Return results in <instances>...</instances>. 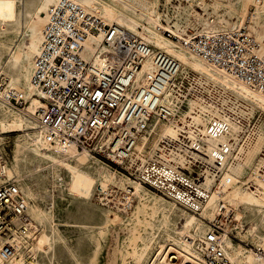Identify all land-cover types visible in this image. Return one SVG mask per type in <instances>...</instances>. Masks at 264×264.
I'll list each match as a JSON object with an SVG mask.
<instances>
[{"label": "built area", "instance_id": "1", "mask_svg": "<svg viewBox=\"0 0 264 264\" xmlns=\"http://www.w3.org/2000/svg\"><path fill=\"white\" fill-rule=\"evenodd\" d=\"M256 10L251 8L232 30L164 32L264 92V54L253 25ZM96 37L100 41L92 42L87 57L88 44ZM147 62L154 68L145 71ZM1 79L6 100L25 108L24 93ZM32 85L43 101L35 116L47 142L99 153L195 214L211 196L208 180L222 188L232 182L231 177L225 181L228 165L256 140L263 119L230 90L74 0H56L48 7ZM163 124H173L174 132L161 135ZM234 125L238 129L232 136ZM8 167L0 145V178L7 176ZM255 174L259 183L247 178V190L264 187V144ZM112 197L101 198L118 204ZM28 203L14 178L0 182V260L19 257L26 240L36 234ZM226 208L219 206L206 233L183 236L193 256L186 264H232L222 232Z\"/></svg>", "mask_w": 264, "mask_h": 264}, {"label": "bare ground", "instance_id": "2", "mask_svg": "<svg viewBox=\"0 0 264 264\" xmlns=\"http://www.w3.org/2000/svg\"><path fill=\"white\" fill-rule=\"evenodd\" d=\"M20 1L21 4L19 5L18 0H0V71L6 73L9 89L14 88L16 90H19L24 93L27 100L30 99L31 102L28 107V110H30V112H34L35 115L37 108L42 105L43 101L41 100L37 90L32 85L34 62H35V58L37 57V55L41 50L44 27L47 21L48 7L51 3L55 2L56 0H20ZM74 1L82 4L85 8H87L91 12H96L97 14L102 15L109 21H116V23L120 24L121 26H123L124 28L130 31H133L142 39H144L146 42L154 46L156 49L165 51L171 56L177 58L182 63L183 67L184 66L189 67L190 69L198 71L209 80L221 85L227 90H230L238 98L242 97L251 104V105L249 104L251 110H253L252 105L260 107L261 109L264 110V92L238 79L230 72L221 69L219 67L213 66L201 56L186 49L180 42H175L174 40H171L170 38L164 36V34H162L161 31L158 30V27L155 25L154 22H150L148 25L142 24L143 30H140L139 24H141V22L139 18L140 16L139 12L125 8L124 7L125 5L123 6V4L120 2L121 0L119 1L118 0H74ZM251 1L253 2V0H235L233 2L229 1L227 4L228 14L233 18H226V15L224 14L221 15L218 12H216L217 14H213L214 13L213 12L209 14L208 17L204 18L203 15H201L202 13L198 12V14L200 15L199 18L201 20H204L205 22L204 23L205 26L201 30V32L232 30L233 28L237 27L245 19V14L247 13L246 10L247 5ZM197 2L199 3L200 6L204 8H207V6L210 5L214 9V11H217L216 10L218 9L217 6H219L220 4V0H210V3L207 0H197ZM258 4H256V6ZM262 6L264 8V5ZM259 9H261V7ZM24 12H26L27 16L25 20H22V13ZM243 17L244 19L242 20ZM215 19L216 21H214ZM254 27H255L254 29H256L255 31L258 32V36L261 38V39L259 38L261 41L264 34V16L261 17L257 22L255 21ZM11 31L15 33L20 31L26 34V38L24 40L21 39L19 41H16L11 45V43L8 42L9 41L8 39H10L9 37L11 35ZM177 32H181V30H177ZM99 41H100V37L91 39V42L88 44L90 48L86 52L87 57H90L93 52V48H94L93 43H98ZM6 46H8V50L5 57H3V52ZM261 53L264 54V44L262 43H261ZM153 68L154 65L151 62H147L144 65L145 71L151 70ZM0 94L3 95V96L0 95V98H4L6 100L7 97L6 93L4 95V93L0 91ZM8 104L10 103L8 102ZM29 114L30 116L17 112L15 115H3L2 117H0V133L11 132L13 130H18L21 128L24 129L35 128L37 123L34 119H32L31 113ZM35 118L38 122L36 116ZM199 118L201 117L199 116ZM262 123H263V119L261 121L259 135L257 136L256 140L252 144H250L247 149L243 150L244 151L243 155L234 157L233 162H231L232 164L228 165V168L226 170L225 181L227 180V177H231L232 182L226 184L222 188V186L218 187L219 185L212 187L211 180H208L207 185L211 187L212 192L210 198L207 200V202L199 211V215L202 216L203 218H208V219L213 218L217 214L219 206L221 205V199L225 198L228 195L231 197L239 198L241 199V201H244L247 204L258 206V212L261 214L260 224L264 223V187L260 186L258 190H254V191L247 190L245 187H243V183H244L243 175L249 176L247 178H251L252 180H255L259 183L258 178L256 177L255 174L258 156H256L257 155L256 154L253 155L252 158H250V154H251V150L254 149V146L261 148L262 145L264 144V129ZM38 128H39V122H38ZM174 129L175 127L173 124H163L161 125L160 128L161 135L171 134L174 132ZM237 129L238 127L234 125L231 132L232 136L234 132L237 131ZM29 137L31 138L30 143L28 142L30 144L29 147L31 148L32 151L35 152L36 156H39L41 159H46L48 161L50 160L61 163L68 167V170H70L71 173L70 174L71 181L70 183H68V186L70 184V188L74 192V194L84 197H90L92 195V192H94L93 188L95 187L96 181H103L105 183V181H109L110 179H113L112 174H110L107 171V169L105 171L104 167L103 169L99 168L98 166L93 167L92 164L95 163L97 159L92 155V153H90V151L83 150L82 152H80L79 150L81 149H78L77 147L64 148L62 146L52 145L51 143L47 142L40 128L38 131H36ZM226 139L227 138L224 137L221 138L220 140H226ZM157 140L158 139L153 140L152 143L153 147L157 144ZM254 151H256V148ZM259 151L257 152L258 154ZM84 161H86L87 163L86 162L84 163ZM84 164H86V167H83ZM14 171L19 174L21 173V171H19L17 167L14 168L8 167V175L9 172L11 174V172ZM129 180H131V184L136 189L135 192L138 195H142L143 193H147L151 191V190L148 191L145 184H143L139 180L130 179V178ZM17 183H19V181H17ZM33 186L34 185L28 183H24V185L22 186L20 185L22 191H25V193L27 192L30 196L34 195L35 189H33ZM104 186L105 184L102 187ZM232 187L233 189L230 191ZM152 195L155 198L154 200H156L155 202L156 206H154L153 211L149 213L151 218L149 222L151 223L153 230L149 235L146 236L141 235L140 238L142 239V243L136 246L134 250L132 249V253H130V258L133 261V264H141L144 261V259H146V255L148 253L150 245L152 244L151 241L154 240L155 238L154 228L156 227V222H159L160 227L166 229V231L168 232L169 239L173 240L176 238V235L178 233L181 234L183 233L180 237V243H179L180 248H176V247H171V248L175 249L178 253V254L174 253L176 259L182 258L183 261L182 264L188 263L190 260L193 259L192 248L187 243L184 242L183 236L204 234L208 231L209 225H207V223L203 221L201 217L199 218V216H197L195 213L193 214L192 212L186 211L183 208L181 209L182 213L180 215L183 220L182 225L179 228L176 227L175 225L177 224H175V221L172 220L171 211L175 210L178 207V204L175 202L177 204L176 205L175 203L168 201L162 195L156 193H152ZM159 205L165 206L168 209L166 211L169 212H162L159 215V219L155 220L154 219L156 217L155 213L158 212L157 208ZM143 209L144 208H139L138 213H141ZM27 211L29 215L32 214L31 216L34 219H39V220L41 219V221L45 220L47 216L43 210H41L37 206H34L30 202L28 203ZM238 214L241 215V212H238ZM107 221H111V219L108 217ZM34 227H35L34 229H36V234L33 236L32 240H26L25 242L26 250L24 251V253L12 260H0V264H41L37 259V253L39 251L48 252L50 249L54 247L55 241H57L56 239H58L60 236L57 234V228H56L57 226L54 224H51L50 231L46 229V226L45 227L41 226L40 229V226L35 222H34ZM248 233L249 235H252L254 241L257 243L258 246L264 248V233H261L258 230V226L254 225V221L253 224L250 225L249 228L247 229V234ZM224 237H225L224 243H225L226 251L230 260L232 261V264H264V255H259L260 253L259 254L255 253L253 250L248 249L243 244L235 242L227 234L224 235ZM165 245H167V243ZM165 245L161 243L158 244L157 251L159 252L158 255L160 254L161 257L159 256L158 263L157 260H155L153 261L154 262L153 264H172L166 262V257H162V254L164 253Z\"/></svg>", "mask_w": 264, "mask_h": 264}, {"label": "rangeland", "instance_id": "3", "mask_svg": "<svg viewBox=\"0 0 264 264\" xmlns=\"http://www.w3.org/2000/svg\"><path fill=\"white\" fill-rule=\"evenodd\" d=\"M207 1L210 3V0ZM229 1L233 2L235 0H220V4L217 6L218 9H216L217 11H214L210 5L207 6V8L200 6L197 0H121L120 2L123 4V6L125 5V8L139 12V18L141 22V24H139L140 30H143L142 24L148 25L150 22H154L158 27V30L161 31L164 36L174 40L175 42H178L176 39L169 37L164 32L165 29H172L176 31L185 30L190 34L201 32L205 26V22L199 18L200 15L198 12H201V15H203L204 18L208 17V15L213 12V14H217L216 12L221 15L224 14L226 15V18H233L228 14L227 4ZM18 3L20 5L21 1L18 0ZM256 4H258V7ZM262 5H264L263 0H260V2H258V0H253V2L251 1L247 5V13L245 14V18L251 8L257 7L256 14L253 19L254 26L255 21L257 22L261 17L264 16V10H262L264 8ZM260 7L261 9H259ZM26 16V12L22 13V20H25ZM103 18L108 22H116L109 21L105 17ZM243 19L244 17L242 20ZM214 21H216V19ZM255 32L258 36V32ZM9 38L10 39H8V42L12 45L16 41L21 39L24 40L26 38V34L20 31L16 33L11 31ZM258 38L260 37L258 36ZM260 42L264 44V34ZM7 50L8 46H6L4 49L3 57H5ZM185 68L190 69L189 67ZM6 76L7 75L5 72L0 71V81L2 80L1 77ZM0 91L2 92V90ZM239 98L243 101H246L242 97ZM30 102V99H28L25 108L22 109L15 107L12 104H8L4 98H0V106H3L2 108L0 107V117L3 115H15L17 112L30 116L29 113H31L32 119H34L37 123L36 127L33 129L21 128L11 132L0 133V145L8 157L9 167H17L19 171H21L20 174L15 171L11 172V174L9 172L10 176L7 174V176L0 178V182L8 180V178L11 177L16 181H19L21 186L24 185V183L34 185V197L30 196L27 192L25 193V191L23 192L25 195H29H26L29 202L43 210L47 216L45 220H43L44 222L41 221V219H34L31 216L32 214L30 216L33 218L34 222L40 226V229L41 226H46V229L50 231L51 224L57 226V234L60 237L56 239L57 241H55L54 247L48 252L39 251L37 253V259L41 264H133V261L130 258L132 249L134 250L136 246L142 243V239L140 238L141 235H149L153 230L152 225L149 222V220H151L149 213L152 212L154 206H156V200H154L155 198L152 193L162 195L170 202H175L146 185L145 186L147 187L148 191H151L143 193L142 195H138L135 192L136 189L131 184V180H129V178H135L126 173L119 165L109 161L104 156L96 152H90L97 159V161L92 164L93 167L98 166L101 169L104 167L105 171L107 169V171L112 174L113 179L105 181V183L103 181H96L95 187L93 188L94 192H92L90 197L74 194L70 188V184L68 186V183L71 181V173L70 170H68V167L58 162L41 159L39 156H36L35 152L29 147V143L31 141L29 136L39 130L38 122L35 118L34 112H30V110H28ZM248 104L250 103L248 102ZM252 107L253 113L256 115H262V126L264 129V110L253 105ZM255 148L256 151H254ZM259 150H261L260 147L258 148L257 146H254V149L251 150L250 158L256 154V156H258L257 152ZM79 151L82 152L83 150ZM85 162L86 161H84V163ZM83 167H86V164H84ZM12 173L15 174L13 175ZM243 177V180H246L249 176L243 175ZM104 184L105 191L100 192V186L102 187ZM233 187L230 189V191L233 189ZM112 196H116L118 204H114L107 199L101 200L100 198L107 197L109 199L113 198ZM223 203L227 207V212L223 217L222 226L225 230L222 232L226 233L235 242L243 244L245 247L253 250L255 253L264 255V248H261L257 245L252 235H249V233L247 234V229L253 224V221L254 225L258 226V230L261 233H264V223L260 224L261 214L258 212V206L247 204L244 201H241L239 198L228 195L221 199V204ZM164 207L165 206L163 205L158 206V212L155 213V220L159 219V215L162 212H169L166 211L168 209ZM139 208H144L141 213H138ZM183 208L184 207L178 205L175 210L171 211L172 220L175 221V224H177L175 226L178 228L183 222L180 216L182 213L181 209ZM184 209L191 212L186 208ZM238 212H241V215L238 214ZM196 215L199 216V218L201 217L203 221L209 225V227L210 222L216 217L215 215L213 218L208 219L203 218L199 214ZM108 217L111 219V221H107ZM154 232L155 238L151 241L152 244L150 243L151 245L146 255V259H144L141 264H153V261L155 260H157L158 263L160 254L158 255L159 252L157 251V247L159 243L164 245L167 243V245L164 246V253L162 254V257H166V262L172 264H182V258L176 259L174 253H178L171 247L180 248V237L183 233H178L176 238L173 240L169 239L168 232L165 228L159 226V222H156Z\"/></svg>", "mask_w": 264, "mask_h": 264}]
</instances>
